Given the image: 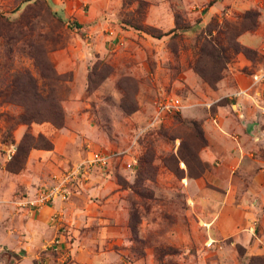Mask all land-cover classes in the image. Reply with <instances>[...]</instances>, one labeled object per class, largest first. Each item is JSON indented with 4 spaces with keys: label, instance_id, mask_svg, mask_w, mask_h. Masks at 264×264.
Returning <instances> with one entry per match:
<instances>
[{
    "label": "rangeland",
    "instance_id": "rangeland-1",
    "mask_svg": "<svg viewBox=\"0 0 264 264\" xmlns=\"http://www.w3.org/2000/svg\"><path fill=\"white\" fill-rule=\"evenodd\" d=\"M222 79L264 97V0H0V231L52 230L0 264H264V200L221 235L187 188L205 171L193 95ZM91 151L115 155L76 170ZM63 180L65 199L30 203Z\"/></svg>",
    "mask_w": 264,
    "mask_h": 264
},
{
    "label": "crops",
    "instance_id": "crops-1",
    "mask_svg": "<svg viewBox=\"0 0 264 264\" xmlns=\"http://www.w3.org/2000/svg\"><path fill=\"white\" fill-rule=\"evenodd\" d=\"M244 43L250 45L248 38ZM234 83L222 79L212 90L213 99L207 102L193 95V119L201 123L206 139L198 151L205 171L188 178L187 188L193 208L201 211V220L212 227L213 233L221 235L233 233L256 216L264 200V118L249 98L235 95L245 87L240 83L237 88ZM200 104L206 105V109ZM44 215L27 221L21 235L12 236V232L2 229L0 248L12 249L14 253L34 248L52 231ZM244 238L249 239L246 234ZM257 248L260 250L257 253L264 249ZM28 261L23 257L17 264H29Z\"/></svg>",
    "mask_w": 264,
    "mask_h": 264
},
{
    "label": "built area",
    "instance_id": "built-area-1",
    "mask_svg": "<svg viewBox=\"0 0 264 264\" xmlns=\"http://www.w3.org/2000/svg\"><path fill=\"white\" fill-rule=\"evenodd\" d=\"M261 77H262V74L261 75L255 74L254 82H258ZM240 94L248 95L247 89H241L240 91L235 93V95H240ZM261 100L263 103L260 102ZM253 101L259 113L264 117V97H262V95H260L257 91L256 97H254ZM212 104H214V102L209 104V106H211ZM181 108H182V105L178 98L162 100L158 103L156 107L154 119L156 121H159V119L163 117L164 115L180 111ZM114 155H115L114 153H109V152L91 151L89 152L88 156L82 162L78 163L75 166V168L76 170H79L82 167L85 169L88 167L105 168L110 164V161L112 157H114ZM132 165H133L132 162L127 163L128 167H131ZM63 182L64 180L61 183L55 186H52L51 188H47L46 190L40 192L36 200L34 202L30 201V203L31 204L45 203V202L52 201L57 197H60L61 199H65L66 194L62 191Z\"/></svg>",
    "mask_w": 264,
    "mask_h": 264
},
{
    "label": "trees",
    "instance_id": "trees-1",
    "mask_svg": "<svg viewBox=\"0 0 264 264\" xmlns=\"http://www.w3.org/2000/svg\"><path fill=\"white\" fill-rule=\"evenodd\" d=\"M205 45H207V44H205ZM205 45L204 46H201V51H203L205 48ZM238 50L239 51H242V52H244V53H246V54H250V53H252L253 52V50H251L250 48H248V47H245V46H242V47H239L238 48ZM219 78H215V79H213L212 81H217ZM209 81H211L210 79H208ZM43 147H45V146H43ZM49 146H46L45 148H48ZM201 161V160H200ZM12 169V168H11ZM194 176V175H193ZM194 177H196V176H194ZM258 262V261H263V258H261L260 256H252L251 257V262H250V264H253L254 262Z\"/></svg>",
    "mask_w": 264,
    "mask_h": 264
}]
</instances>
